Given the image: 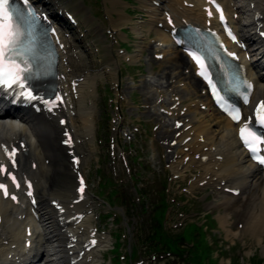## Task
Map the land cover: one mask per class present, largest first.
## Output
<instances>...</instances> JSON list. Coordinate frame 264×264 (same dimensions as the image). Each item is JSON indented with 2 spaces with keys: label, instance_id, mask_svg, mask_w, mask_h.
Returning a JSON list of instances; mask_svg holds the SVG:
<instances>
[{
  "label": "bare ground",
  "instance_id": "obj_1",
  "mask_svg": "<svg viewBox=\"0 0 264 264\" xmlns=\"http://www.w3.org/2000/svg\"><path fill=\"white\" fill-rule=\"evenodd\" d=\"M105 1L111 6L118 2ZM163 2L165 0H142L147 18L145 28L154 30L158 37L152 51H157L155 55H161L172 71L179 72V76L185 68L188 69L186 74L189 81L188 85L176 82L168 84L166 90L173 87L169 89L172 92L170 97L159 93L153 101L154 106L150 102L151 107H147L146 115L160 122L155 134L157 137L171 135L175 141L177 151L168 147L166 155L171 176L183 179L196 172L188 190H209L214 197L210 203L212 207L223 206V213L216 216L219 226L224 228L228 224L230 215L226 212L232 210L233 214L242 218V232L248 228L251 233L256 227H264V173L250 163L241 148L237 139L241 123H231L213 107L205 85L195 76V69L185 54L169 57L173 44L172 30L191 24L217 31L216 19L206 16L208 4L203 0H181L180 4L175 0H166V4ZM220 2L238 37L253 46L259 45L261 49L264 39L259 34L264 33V0ZM36 4L57 29L59 78L53 81V85L65 94V102L51 111L44 109L39 100L34 103V109L11 108L7 102H0V144L8 147L9 151L17 142L18 146L25 147L24 153L21 148L20 154L16 155L14 168L0 148V162L18 172L22 181L16 202L0 195V264H102L100 252L102 248L111 246L110 236L97 235L94 231L93 202L86 193L77 190L75 179L80 166L71 161L65 169L69 177H74L73 191L66 187L61 192H54L49 178L52 162L59 159L57 152L67 150L59 144L63 141V133L69 134L75 156L83 158L94 153L95 76L89 73L82 55L65 36L68 28L61 26L59 16L49 10L44 0H36ZM226 46L238 55L246 69V76L253 88V110L264 101V54H258V49L251 50L253 60L249 63L245 60L246 51L242 52L230 43ZM129 60H133V57H129ZM178 89L190 97L200 98L199 102L188 104L182 112L180 105L183 100L176 97H179ZM161 98L162 101L157 104L156 101ZM148 101L149 97L144 98L138 110L144 111ZM36 108L39 109L37 113ZM160 111L165 116L158 114ZM171 121L172 126L164 130ZM184 139H188L185 144ZM20 140L24 144H20ZM47 159H50L49 165L44 163ZM5 179L6 174L0 175V183ZM27 180L33 182L38 198L35 210L37 219L24 197L27 192L24 183ZM235 192L238 193L236 196L233 195ZM53 202L60 206L58 211L52 207ZM240 232H225L226 241H232L234 246L235 240L243 239ZM92 238H97L98 242L89 248ZM244 257L252 264L256 259H251L249 252L244 253Z\"/></svg>",
  "mask_w": 264,
  "mask_h": 264
},
{
  "label": "rangeland",
  "instance_id": "obj_2",
  "mask_svg": "<svg viewBox=\"0 0 264 264\" xmlns=\"http://www.w3.org/2000/svg\"><path fill=\"white\" fill-rule=\"evenodd\" d=\"M44 1L49 10L59 16L61 26L68 28L65 36L82 55L89 73L95 76L94 153L79 157L78 170L85 180L84 192L94 205L92 225L101 235L110 236L112 247L100 252L102 264H220L227 258L231 264H252L244 257L246 252L251 259L256 258L253 264H258L257 259L259 264H264V227H256L251 233L248 228L242 232V218L229 210L226 213L230 220L221 228L216 216L223 213V206L212 207L214 197L209 190H188L197 173L182 179L173 178L169 172L167 148L177 149L171 143V135H155L160 122L147 117L146 111L151 107L150 102L154 106L159 93L170 97L169 89L173 87L166 90L168 84L188 85V69L179 76L165 59L156 58L157 51L152 49L158 37L143 24L147 18L142 4L125 0L127 4L122 5L130 16L124 14L125 8L120 4L115 6L117 14L114 16L108 12L110 5L103 0ZM175 1L180 4L181 0ZM163 3L166 4V0ZM137 28L140 29L135 32ZM126 53L134 61L124 59ZM176 55L183 53L172 45L169 57ZM178 90L179 97H176L183 100L182 112L188 104L199 102L200 98ZM146 97L150 101L144 111H139ZM161 101L162 98L156 103ZM158 114L165 116L162 111ZM172 124L168 122L164 130ZM65 153L57 152L59 159L51 165L49 178L54 192L66 187L73 191L75 186L74 177H69L65 171L71 164V155ZM49 161L45 160V165H49ZM162 215L161 226L156 220ZM157 226L171 238L166 243L180 244L179 249L185 251L188 262L162 256H158L159 261H153L147 240ZM229 231L232 234L241 231L243 239L236 240L235 247L231 246V241H225V232ZM179 235L187 243L174 239ZM132 251L135 255L128 259Z\"/></svg>",
  "mask_w": 264,
  "mask_h": 264
},
{
  "label": "snow or ice",
  "instance_id": "obj_3",
  "mask_svg": "<svg viewBox=\"0 0 264 264\" xmlns=\"http://www.w3.org/2000/svg\"><path fill=\"white\" fill-rule=\"evenodd\" d=\"M28 3V0H25ZM12 0H0V88H8L21 90L19 95L25 96L28 100L40 99L44 103L48 110L51 111L57 106L56 101L62 100L59 96H56L54 100L49 101L43 97H38L33 95L31 90V84L29 83L36 76L33 71V67L30 63L29 54L32 51L31 48V31L24 27L27 23L24 21L23 17L19 13H15L11 7ZM217 10L220 11V19L224 20L223 11L219 9L217 5ZM29 17L33 19H38L39 17L33 13L30 9L27 12ZM211 15V13H209ZM229 36L235 41L236 37L232 35L229 31ZM192 59L197 63V65L202 69L199 74L205 79H208V83L211 85V80L206 75V69L203 60L194 53H189ZM229 55H234L229 53ZM247 89H251V84L245 82ZM213 87V93H215V86ZM244 101H248V96H244ZM232 119L239 121V109H232L230 112ZM257 115L261 122H264V101H262L257 107ZM64 123V121H61ZM179 127V125H177ZM240 138L244 142L248 150L253 153V158L261 165H264V156L257 154L258 145L264 143V140L257 138L250 130L246 124L240 129ZM66 143H70V138ZM0 148L3 149L4 154L7 156L8 160L11 162V166L14 168L16 166V148H12L9 151L8 147L0 144ZM7 173L11 178L12 183L19 188L20 185L17 183L16 177L8 170V168L0 162V175ZM29 189L31 184L28 185ZM0 191L7 198L9 196L8 186L4 183H0ZM81 193L84 191L83 180L81 179V187L79 189ZM28 195L31 196L32 192L29 191ZM12 200H16V196H11ZM96 242L92 241L94 245Z\"/></svg>",
  "mask_w": 264,
  "mask_h": 264
},
{
  "label": "trees",
  "instance_id": "obj_4",
  "mask_svg": "<svg viewBox=\"0 0 264 264\" xmlns=\"http://www.w3.org/2000/svg\"><path fill=\"white\" fill-rule=\"evenodd\" d=\"M155 234L158 236V237H161L162 235V232L160 231V227H157V229L155 230ZM164 243L163 244H159V243H156L154 245V247H157V246H162L164 248H167V249H174L175 247L173 246L174 244H170V243H166L167 240H164L163 241Z\"/></svg>",
  "mask_w": 264,
  "mask_h": 264
}]
</instances>
